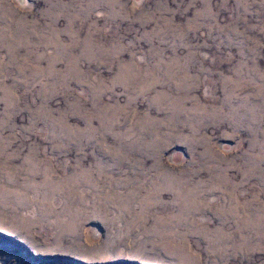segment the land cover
<instances>
[{
	"label": "rangeland",
	"instance_id": "obj_1",
	"mask_svg": "<svg viewBox=\"0 0 264 264\" xmlns=\"http://www.w3.org/2000/svg\"><path fill=\"white\" fill-rule=\"evenodd\" d=\"M0 264H264V0H0Z\"/></svg>",
	"mask_w": 264,
	"mask_h": 264
}]
</instances>
